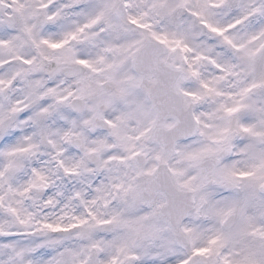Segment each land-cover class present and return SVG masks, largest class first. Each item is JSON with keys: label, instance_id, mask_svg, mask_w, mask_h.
<instances>
[{"label": "snow or ice", "instance_id": "snow-or-ice-1", "mask_svg": "<svg viewBox=\"0 0 264 264\" xmlns=\"http://www.w3.org/2000/svg\"><path fill=\"white\" fill-rule=\"evenodd\" d=\"M0 264H264V0H0Z\"/></svg>", "mask_w": 264, "mask_h": 264}]
</instances>
